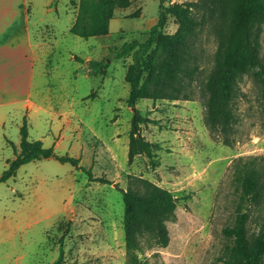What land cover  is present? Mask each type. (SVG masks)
<instances>
[{
	"label": "rangeland",
	"instance_id": "1",
	"mask_svg": "<svg viewBox=\"0 0 264 264\" xmlns=\"http://www.w3.org/2000/svg\"><path fill=\"white\" fill-rule=\"evenodd\" d=\"M127 1L126 8L114 12L106 36L81 39L68 32L77 0H27L32 31L41 43L31 98L44 109L28 120L27 140L79 159L92 180L68 163L44 159L21 165L14 177L0 182V264H50L59 245L63 264H126L121 191L133 187L135 178L169 191L176 200L174 218L166 224L168 245L160 248L143 238L138 260L216 264L226 244L222 230L233 224L239 203L235 165L254 159L264 168V98L250 75L237 83L231 144L207 126L203 81L216 48L211 34L204 33L196 48L191 100H138L128 106L125 76L131 58L117 59L112 51L146 38L158 2ZM187 1L194 0H172ZM176 28L169 18L164 31L171 34ZM259 56L264 63V31ZM90 61L98 66L90 69ZM100 66L103 75L95 73ZM136 111L157 121L139 130L159 146L155 166L144 155L127 162ZM21 125L20 111L0 109V176L18 149ZM247 210L248 231L256 233L264 203Z\"/></svg>",
	"mask_w": 264,
	"mask_h": 264
},
{
	"label": "trees",
	"instance_id": "2",
	"mask_svg": "<svg viewBox=\"0 0 264 264\" xmlns=\"http://www.w3.org/2000/svg\"><path fill=\"white\" fill-rule=\"evenodd\" d=\"M158 12L143 41L131 40L115 48L112 54L120 59L129 56L125 82L128 85L126 103L133 107L138 100H191L192 85L198 72L196 48L204 33L211 34L216 42L212 64L203 81L206 93V123L210 130L219 132L224 143L230 145L232 126L236 123L234 104L238 97V80L250 75L261 88L264 98V63L259 56L260 36L264 31V0H194L183 3L157 0ZM72 4H75L74 2ZM75 20L69 33L81 39L102 37L108 34V24L117 9L128 6L127 0H77ZM169 18L177 25L175 32L165 33ZM82 62L79 57H74ZM90 69L98 66L88 63ZM100 66L97 74L103 75ZM157 124L147 115L136 111L132 118L127 145V162L144 155L152 166L154 151L159 146L140 135V126ZM18 149L0 176L4 182L15 176L17 169L31 161L54 159L83 170L79 159L59 156L52 148H44L41 141L27 140V123L23 119L19 128ZM253 160L235 165L233 175L238 186L239 203L233 224L222 234L226 244L216 264H264V220L256 233L247 228V206L261 208L264 203V168ZM92 180V179H91ZM98 182L106 183L102 179ZM123 205L122 231L126 264H148L138 260L141 239L154 245H168L167 222L174 218L176 200L172 194L148 180L135 178L133 187L121 191ZM50 264H63V250L59 245L57 258ZM156 264V263H153Z\"/></svg>",
	"mask_w": 264,
	"mask_h": 264
},
{
	"label": "crops",
	"instance_id": "3",
	"mask_svg": "<svg viewBox=\"0 0 264 264\" xmlns=\"http://www.w3.org/2000/svg\"><path fill=\"white\" fill-rule=\"evenodd\" d=\"M40 44L27 0H0V109L20 111L27 127L31 117L44 112L31 98Z\"/></svg>",
	"mask_w": 264,
	"mask_h": 264
},
{
	"label": "water",
	"instance_id": "4",
	"mask_svg": "<svg viewBox=\"0 0 264 264\" xmlns=\"http://www.w3.org/2000/svg\"><path fill=\"white\" fill-rule=\"evenodd\" d=\"M133 109V108H132Z\"/></svg>",
	"mask_w": 264,
	"mask_h": 264
}]
</instances>
